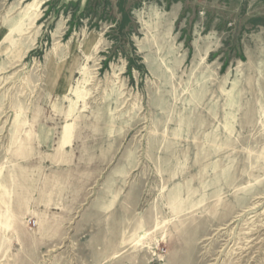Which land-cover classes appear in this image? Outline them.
<instances>
[{
    "label": "rangeland",
    "instance_id": "obj_1",
    "mask_svg": "<svg viewBox=\"0 0 264 264\" xmlns=\"http://www.w3.org/2000/svg\"><path fill=\"white\" fill-rule=\"evenodd\" d=\"M0 264H264V0H0Z\"/></svg>",
    "mask_w": 264,
    "mask_h": 264
},
{
    "label": "trees",
    "instance_id": "obj_2",
    "mask_svg": "<svg viewBox=\"0 0 264 264\" xmlns=\"http://www.w3.org/2000/svg\"><path fill=\"white\" fill-rule=\"evenodd\" d=\"M119 9L120 11L124 14L125 8H124V2L120 1L119 2ZM129 22L127 17H124L123 22L120 24V30L123 31L124 28L126 27V24Z\"/></svg>",
    "mask_w": 264,
    "mask_h": 264
}]
</instances>
